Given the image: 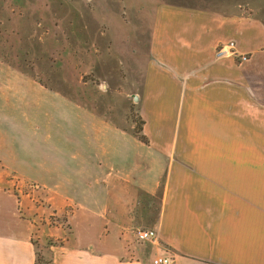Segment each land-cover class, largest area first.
<instances>
[{
  "label": "crops",
  "instance_id": "0c3cea01",
  "mask_svg": "<svg viewBox=\"0 0 264 264\" xmlns=\"http://www.w3.org/2000/svg\"><path fill=\"white\" fill-rule=\"evenodd\" d=\"M60 1L65 14L69 3ZM85 11L76 15L78 59L90 44L105 50L94 67L100 88L92 96L100 100H88L80 76L73 90L52 91L35 75L8 71L19 129L47 130L31 131L29 158L20 133L15 171L40 184L52 207L77 208L70 230L46 226L45 234L99 264H152L156 256L172 264H264V0H132L115 18L103 12L118 25L100 43L89 35L101 19H82L102 11ZM229 42L249 60L217 57ZM51 73L48 81L56 79ZM135 105L141 132L129 117ZM17 208L14 196L0 193L2 245L14 236L31 243ZM137 229L155 231L156 240L137 241ZM15 252L0 247V256ZM26 264H36L35 253Z\"/></svg>",
  "mask_w": 264,
  "mask_h": 264
},
{
  "label": "rangeland",
  "instance_id": "374dc122",
  "mask_svg": "<svg viewBox=\"0 0 264 264\" xmlns=\"http://www.w3.org/2000/svg\"><path fill=\"white\" fill-rule=\"evenodd\" d=\"M66 2L69 6L66 7L67 11L64 14L60 0H0V193H7L16 198L19 209L17 208L15 215L24 221L27 220L31 233V243H26L21 239L14 240L17 238L14 235L6 240V244L2 245L0 242L1 248H12L16 251L15 256H0V264H26L28 260L30 263L34 253L40 264L100 263L99 258L91 256L89 251L79 250L80 248L69 249V251L65 248L66 245L63 248L62 239L53 234L51 236L45 234L46 228L44 227L46 226L48 229L63 230L66 228L70 230L69 222L77 208L73 204L63 209L52 207L46 190L34 179L29 176L24 177L17 172L21 169L18 163L20 153L16 151L17 137L21 136V132L24 134L22 138L26 140V145L22 148V154L24 158H29L31 155L30 140L32 136H36V134L32 135L31 131L38 132L41 136L47 130L19 129L18 125L21 120L17 118L18 113L15 112L16 108H19V98L14 97L13 89L16 81L8 71L12 73H14L13 70L24 71L30 80L32 79L30 75H35L36 82L46 85L48 90L52 91H57L59 85L73 90L75 78L80 76V79L86 82L87 94L91 92L88 100L93 102L100 100L101 98L96 97L95 99L92 96L93 91L100 88V82L94 79V67L95 61L98 60L95 58L105 56V50H102V55H100L99 49L90 44L85 48V57L80 54L82 61L79 62L77 31L81 24L76 15L80 13L87 15L85 10L88 5L91 12L102 11V18L96 15L90 17L89 14L88 18L82 19L89 25L94 24L95 18L97 21L101 19L99 26L93 27L89 35L90 38L100 43V34L109 39L114 36L113 28L118 24L116 25L113 19L123 12V9L130 8L132 0H66ZM103 12L115 16L109 20V16L106 17ZM132 20L135 25L136 19L132 18ZM81 32L82 36H85L83 34L85 31ZM109 39L102 37V41ZM114 57L119 64L123 62L120 56ZM51 61H54V64ZM51 72L57 73L56 75L62 74L66 79L64 80L66 86L60 78L57 79L56 75L55 80L48 81V78L52 76ZM82 72H85L84 77L79 74ZM65 99L70 103H79V98L76 96H66ZM114 101L117 102L118 110L124 108L123 98L117 97ZM134 102L136 105L139 103L136 98ZM136 105L129 113V117L137 128H140L141 117ZM20 108L24 109L30 117V107L21 106ZM136 135L140 136L139 133ZM261 151L264 152V144L261 145ZM16 168L17 171H15ZM33 185L38 186L39 189H33ZM34 210H37V213H34ZM33 228L37 232H34ZM8 230L15 231L14 228H8ZM42 242L44 246L40 245Z\"/></svg>",
  "mask_w": 264,
  "mask_h": 264
},
{
  "label": "built area",
  "instance_id": "2783aa9c",
  "mask_svg": "<svg viewBox=\"0 0 264 264\" xmlns=\"http://www.w3.org/2000/svg\"><path fill=\"white\" fill-rule=\"evenodd\" d=\"M217 57H223V56H232L237 57L239 60V63H245L249 60V57L246 55H239L237 52L236 44L235 42H229L226 45H222L218 48L216 52ZM33 189L38 190L39 187L33 185ZM134 237L137 241L142 242H153L156 240V233L153 230H144V229H137L134 231ZM173 260L171 257H164V256H156L152 260V264H172Z\"/></svg>",
  "mask_w": 264,
  "mask_h": 264
},
{
  "label": "trees",
  "instance_id": "16d2710c",
  "mask_svg": "<svg viewBox=\"0 0 264 264\" xmlns=\"http://www.w3.org/2000/svg\"><path fill=\"white\" fill-rule=\"evenodd\" d=\"M141 125H143L142 122H141ZM139 132H141V129L140 128H139ZM139 132H137V133H139ZM140 139H141V141H144L145 138H143V136H140ZM36 264H40L39 259L36 260Z\"/></svg>",
  "mask_w": 264,
  "mask_h": 264
}]
</instances>
